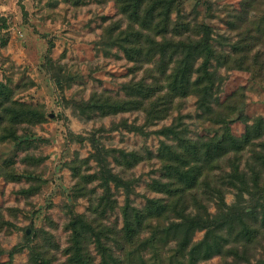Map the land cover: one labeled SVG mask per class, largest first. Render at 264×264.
<instances>
[{"label": "rangeland", "instance_id": "rangeland-1", "mask_svg": "<svg viewBox=\"0 0 264 264\" xmlns=\"http://www.w3.org/2000/svg\"><path fill=\"white\" fill-rule=\"evenodd\" d=\"M179 9L174 18L183 14L181 20L211 27L218 58L211 67L217 79L214 106L221 108L216 99L234 110L229 115L231 132L242 136L241 112L250 122L264 117V0H179ZM136 35L115 0H0V82L12 88L14 99L45 113L44 121L31 125L25 143L12 138L0 141V264L7 263L9 252L20 246L23 250L14 253L12 264H29V246L45 244L48 237L56 247L51 248L57 257L54 263L65 261L71 212L88 213L90 198L97 206L105 188L96 154L104 153L113 171L136 180L131 198L141 206L146 195H158L147 191V185L160 175V159L146 155L128 169L120 151L156 153L164 137L154 131L179 116L193 137L222 132L219 125L200 116L203 111L194 94L175 101L170 116L153 122L142 109L107 114L91 107L101 96L111 100L146 95L142 80L159 77L153 63L135 61ZM235 45H246L249 52H237ZM129 125L142 127L148 135ZM24 132L22 127L17 131ZM240 153L241 168L248 172L245 164L251 152L245 148ZM28 170L33 175L26 174ZM78 172L86 177H80L86 182L81 193L74 188ZM262 178L260 188L251 193L243 190L240 196V191L230 189L225 197L229 205L242 197L243 206L257 208L256 221L246 217L250 227L258 228L250 249L244 252L241 243L238 255L215 254L197 264H264V174ZM33 186L38 190L33 191ZM109 187L122 206L123 187L114 182ZM75 193L80 195L73 200ZM105 216L122 227L119 208L109 209ZM205 232L197 230L194 241ZM90 248L96 253L94 244ZM173 264L188 263L183 257Z\"/></svg>", "mask_w": 264, "mask_h": 264}, {"label": "trees", "instance_id": "trees-1", "mask_svg": "<svg viewBox=\"0 0 264 264\" xmlns=\"http://www.w3.org/2000/svg\"><path fill=\"white\" fill-rule=\"evenodd\" d=\"M115 1L137 34L135 61L142 65L153 63L154 71H159L160 75H155L151 82L142 80L148 90L146 95L111 100L101 96L99 101L91 103V107L107 114L142 109L153 122L170 116L175 101L194 94L203 111L200 116L219 125L222 132L193 137L179 116L171 124L154 131L164 137L156 153L149 149L120 151V159L128 169L146 155L160 159V175L152 177L147 185V191L158 195H146L145 204L141 206L131 198L135 194L136 180L113 171L104 153L96 154L104 191L98 197L97 206H93L90 198L88 213L71 212L66 225L69 231L64 249L66 259L59 264H164L167 261V264H173L183 257L188 264H197L215 254L238 255L241 243L246 252L258 234V228L250 227L246 217L256 221L257 208L243 206L242 197L229 205L225 197L230 189L240 191L241 196L243 190L251 193L252 189L260 188L264 174V117L258 116L250 122L241 112L238 117L245 124V131L242 136L231 132L229 115L234 110L216 99V105L221 108L214 106L213 90L217 79L211 67L213 60L218 58L211 41V27L181 20L183 14L174 18V12L182 11L179 0ZM234 47L237 52H249L246 45ZM246 57L242 55L243 59ZM12 93L11 87L0 82V141L12 138L25 143L29 140L27 133L31 125L44 121L45 113L36 106L17 101ZM20 127L27 132L18 134ZM129 127L148 135L138 125ZM245 148L251 152L245 164L248 172L241 168L240 151ZM29 172L26 174L34 173ZM80 177L86 178L79 173L74 187L79 193L86 189V182ZM92 178L88 177L90 181ZM110 182L123 187L126 199L122 206L112 193ZM38 188L33 186L32 190ZM79 193L72 194L71 198L75 200ZM212 207L215 212L211 211ZM116 208L121 211L122 227L106 220V212ZM262 220L264 222V215ZM239 224L242 228L237 231ZM203 229L206 230L204 237L194 241V233ZM53 243L48 237L45 244L30 245L29 264H55L57 257L51 250L55 247ZM91 244L96 253L91 251ZM22 250L23 246H20L10 251L9 261L5 264H12L14 253Z\"/></svg>", "mask_w": 264, "mask_h": 264}]
</instances>
